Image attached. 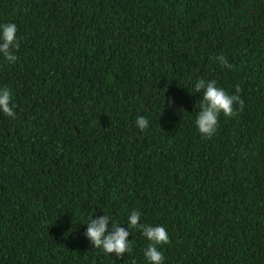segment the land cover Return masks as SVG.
<instances>
[{"label":"trees","instance_id":"1","mask_svg":"<svg viewBox=\"0 0 264 264\" xmlns=\"http://www.w3.org/2000/svg\"><path fill=\"white\" fill-rule=\"evenodd\" d=\"M5 23L0 264H148L133 210L167 229L164 264H264V0H0ZM199 78L244 100L211 138ZM104 214L130 253L86 238Z\"/></svg>","mask_w":264,"mask_h":264},{"label":"clouds","instance_id":"2","mask_svg":"<svg viewBox=\"0 0 264 264\" xmlns=\"http://www.w3.org/2000/svg\"><path fill=\"white\" fill-rule=\"evenodd\" d=\"M17 31L15 23L0 24V55L13 63L18 59L15 51L20 47ZM214 59L221 66L232 67L223 55L214 57ZM193 91L202 93L199 111L195 117V125L199 133L207 138H211L215 134L221 113L226 117H232L237 114L233 107L235 104H239L241 110L244 107V100L239 95L241 91L239 85L236 86L235 94H229L222 87L217 86L216 80L207 81L199 78L194 82ZM0 112L13 119L16 118L12 95L7 88H0ZM135 124L140 130H146L149 127V121L143 115L137 116ZM110 220L111 218L106 214L96 219L90 217L86 223L85 236L94 248L102 249L104 253L109 255L114 253L117 257H122L125 253L132 251L128 239L130 232L120 227V224L116 222L110 223ZM140 221L141 214L139 211L133 210L128 216V229H138L149 241L148 246L143 250V255L148 264H164V254L158 246L169 243L167 229L163 226H152Z\"/></svg>","mask_w":264,"mask_h":264}]
</instances>
